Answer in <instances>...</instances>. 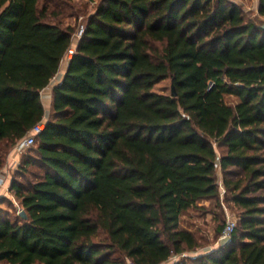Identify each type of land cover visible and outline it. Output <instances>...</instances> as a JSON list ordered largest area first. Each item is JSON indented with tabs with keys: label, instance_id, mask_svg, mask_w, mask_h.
<instances>
[{
	"label": "trees",
	"instance_id": "16d2710c",
	"mask_svg": "<svg viewBox=\"0 0 264 264\" xmlns=\"http://www.w3.org/2000/svg\"><path fill=\"white\" fill-rule=\"evenodd\" d=\"M40 3L0 0V170L46 119L19 165L40 172L10 187L27 218L0 208V264H264V29L232 0H98L74 40L88 6ZM232 167V240L185 255L182 216Z\"/></svg>",
	"mask_w": 264,
	"mask_h": 264
},
{
	"label": "rangeland",
	"instance_id": "374dc122",
	"mask_svg": "<svg viewBox=\"0 0 264 264\" xmlns=\"http://www.w3.org/2000/svg\"><path fill=\"white\" fill-rule=\"evenodd\" d=\"M57 1V0H56ZM65 1V0H62ZM73 5L82 6L87 5L88 8L86 12L80 15L78 19V25L83 26L86 18L94 12L96 7V3L98 0H91L95 5L93 6L89 0H70ZM239 4L243 10L245 11L247 17L249 19H254L256 17L264 19L263 16L259 13V2L260 0H232ZM44 3V0H41V5ZM67 7V6H66ZM67 14L72 12L70 7L66 9ZM66 22L75 23L76 20L71 17L65 19ZM78 31V28H77ZM75 48V47H74ZM70 54L64 59V62L61 67V72L65 70L66 64L71 59L69 57ZM72 57V54H71ZM61 74V73H60ZM57 81H55L56 83ZM170 81L165 80L156 85L155 89L158 91L165 90L166 92H170ZM47 92L46 89L42 94L44 98V106L48 109L47 100ZM228 101H234L233 97H227ZM37 145V142L34 146ZM22 155V154H21ZM21 155L16 154L14 148L4 152V166L0 170L3 174L2 176L5 179V186L0 190V208L3 211H10L11 213H15V210H21V206L17 197L10 191L11 184L14 180L24 184L28 187L32 182H34V172H40V169L37 166H31L30 171H23V169L19 168L21 163ZM231 173L224 174L219 168L217 170V179L220 187V197L219 199L214 198L210 200H203L199 203V206L196 209H192L186 212L181 218V227L191 229L200 244V248L196 252L187 251L184 254L187 256H196L203 252L214 250L222 245L220 240V236L225 228V225L229 219L237 220L239 217V208L236 206L231 200L225 198V188L223 186L224 178L230 177L234 180L238 178L242 174V170L239 167H232ZM221 231V233H220ZM183 254V255H184ZM181 257V256H180ZM177 259V256H174L171 260L174 261ZM127 264H132L131 260L126 261ZM40 264V263H37Z\"/></svg>",
	"mask_w": 264,
	"mask_h": 264
},
{
	"label": "built area",
	"instance_id": "2783aa9c",
	"mask_svg": "<svg viewBox=\"0 0 264 264\" xmlns=\"http://www.w3.org/2000/svg\"><path fill=\"white\" fill-rule=\"evenodd\" d=\"M90 3H92V5L94 6L95 4L89 0ZM84 31V26H80V28L78 29V31L76 32V34L74 35V40L77 38H80L83 34ZM75 44H73L69 50H68V54L70 58L71 54L73 56V53L75 52ZM45 123H46V119H43L42 121L38 122L36 125H34L31 130L28 132L27 136L19 141L15 147H14V151L16 154H23L28 148H30L31 146L35 145L37 142V137L39 136V134L42 132V130L45 128ZM3 174L0 172V190L2 188H4L5 186V179L2 176ZM237 227V220L235 219H229L225 225V228L220 236V240L222 242V244H226L229 243L232 240L233 237V233L235 231Z\"/></svg>",
	"mask_w": 264,
	"mask_h": 264
},
{
	"label": "crops",
	"instance_id": "0c3cea01",
	"mask_svg": "<svg viewBox=\"0 0 264 264\" xmlns=\"http://www.w3.org/2000/svg\"><path fill=\"white\" fill-rule=\"evenodd\" d=\"M63 62H64V60H63ZM63 62H62V64H63ZM62 64H61V67H62ZM67 66H68V63L66 64V66H65V70H63V72H61V69H60V71H59V74L57 75V77L56 78H54L53 80H52V83L50 84V86L49 87H47V90H48V92H47V100H46V102L48 103V109L47 108H45L47 111L49 110V108H50V103H51V95H52V87H53V85L55 84V81H58V80H60V78H62L63 76H64V74H65V72H66V69H67ZM61 73V74H60ZM46 90V89H45Z\"/></svg>",
	"mask_w": 264,
	"mask_h": 264
},
{
	"label": "water",
	"instance_id": "95a60500",
	"mask_svg": "<svg viewBox=\"0 0 264 264\" xmlns=\"http://www.w3.org/2000/svg\"><path fill=\"white\" fill-rule=\"evenodd\" d=\"M254 22H256L257 25H258L260 28L264 29V19L259 18V17H256V18L254 19ZM172 92H173V95H174V96H177V93H176V91H175V87H174V86H172ZM20 216H22L23 218H27L26 211H25V210H22V211L20 212Z\"/></svg>",
	"mask_w": 264,
	"mask_h": 264
}]
</instances>
